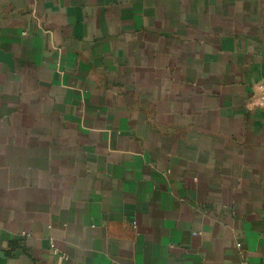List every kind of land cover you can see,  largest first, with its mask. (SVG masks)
I'll return each mask as SVG.
<instances>
[{"label":"crops","instance_id":"0c3cea01","mask_svg":"<svg viewBox=\"0 0 264 264\" xmlns=\"http://www.w3.org/2000/svg\"><path fill=\"white\" fill-rule=\"evenodd\" d=\"M264 0H0V264H264Z\"/></svg>","mask_w":264,"mask_h":264},{"label":"built area","instance_id":"2783aa9c","mask_svg":"<svg viewBox=\"0 0 264 264\" xmlns=\"http://www.w3.org/2000/svg\"><path fill=\"white\" fill-rule=\"evenodd\" d=\"M255 104L257 107L264 108V81H260L256 85Z\"/></svg>","mask_w":264,"mask_h":264}]
</instances>
